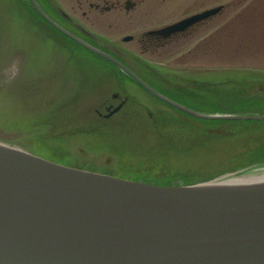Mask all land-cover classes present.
Instances as JSON below:
<instances>
[{
	"label": "rangeland",
	"instance_id": "1",
	"mask_svg": "<svg viewBox=\"0 0 264 264\" xmlns=\"http://www.w3.org/2000/svg\"><path fill=\"white\" fill-rule=\"evenodd\" d=\"M47 1L69 18L60 12L64 27L75 33L83 28L93 37L90 42L128 63L152 64L167 73L170 86L193 87L192 79L201 75L264 80V0H131L137 3L131 10L127 0L110 10L106 0ZM22 2L0 0V140L65 166L124 179L133 171H122L129 165L177 171L193 183L223 165L253 159V143L223 155L219 145L200 148L204 141L194 128L175 126L182 122L177 117H158L177 112L174 108L115 67L104 62L107 70L96 67L83 49L55 33ZM219 6V14L157 52L139 42L148 40L149 31ZM127 36L134 39L124 41ZM262 85H251L247 93L261 95ZM114 93L119 101L112 99ZM125 99L120 113L104 117L106 107Z\"/></svg>",
	"mask_w": 264,
	"mask_h": 264
},
{
	"label": "water",
	"instance_id": "2",
	"mask_svg": "<svg viewBox=\"0 0 264 264\" xmlns=\"http://www.w3.org/2000/svg\"><path fill=\"white\" fill-rule=\"evenodd\" d=\"M29 2L58 31L174 108L203 119L264 120L203 115L180 105L65 29L37 0ZM222 9L149 34L184 32ZM123 105L108 108L106 117ZM0 264H264V185L163 187L65 166L0 142Z\"/></svg>",
	"mask_w": 264,
	"mask_h": 264
},
{
	"label": "flooded vegetation",
	"instance_id": "3",
	"mask_svg": "<svg viewBox=\"0 0 264 264\" xmlns=\"http://www.w3.org/2000/svg\"><path fill=\"white\" fill-rule=\"evenodd\" d=\"M114 3L110 4V0H106V9H116L121 6V0H114ZM137 5L136 2H132L131 0L126 1V8L128 10H131L132 8H135ZM92 8L100 9V5H91ZM199 26V25H197ZM197 26H194L193 28L189 29L188 31L184 33H176L173 34L171 37L165 38L158 35H151L147 33L148 40L146 42H142L146 39H141L139 42L146 46V50H151L153 52L159 51L162 47H165L168 44H171L175 41H177L178 38L181 36L189 33L191 30L196 28ZM145 36V37H146ZM123 59V58H122ZM137 61V60H135ZM128 66L138 72L144 71V70H150L146 67V63L143 61L138 60L137 63H128ZM151 78L157 81L156 77L153 74H149ZM158 82V81H157ZM160 82V81H159ZM255 83H264V82H255ZM155 85V84H153ZM156 86V85H155ZM157 87V86H156ZM264 90V86L261 87ZM120 95L114 93L112 94V99L119 101ZM214 100H217L218 102H224V101H233L236 102L238 105L234 106V108L239 109H248L250 111H258L257 109H264V95H249V96H219L214 97ZM126 103V100H122L120 104ZM114 105H110L106 107L108 108H114ZM220 109H226L227 105H221L219 106ZM202 113V112H201ZM219 113V114H218ZM218 113H208L203 112L202 114L205 115H214L217 114L218 116H246L245 112L243 111H235V112H223L218 111ZM164 114V113H163ZM167 118H175L177 117L180 121L176 125L183 124L186 128H194L197 132V134L202 135L200 138L203 142L202 145H200V148L206 150L205 148L208 146H217L219 145L220 153L223 155L225 153H228L229 150L232 149H238L244 147V143H253L256 144L259 142V144L254 145V149L261 150L264 148V122H261V120H254V121H248V120H235V119H216V120H208V119H195L191 118V115L185 112H175V113H167L163 116H159L160 118L163 117ZM173 122V121H172ZM201 131V132H200ZM191 136V135H190ZM261 145V147H259ZM227 147V148H226ZM223 152V153H222Z\"/></svg>",
	"mask_w": 264,
	"mask_h": 264
},
{
	"label": "trees",
	"instance_id": "4",
	"mask_svg": "<svg viewBox=\"0 0 264 264\" xmlns=\"http://www.w3.org/2000/svg\"><path fill=\"white\" fill-rule=\"evenodd\" d=\"M23 4H26L32 12L48 27H50L53 31H55L58 35L62 36L63 38L68 39L71 41L73 44L77 45L73 40L69 39L68 37H65L54 29L49 23H47L38 13L37 11L29 4L27 0H22ZM41 5L44 7V9L52 16L54 17V14H58L56 12V9L53 7L54 5L51 4L47 0H38ZM59 15V14H58ZM60 16V15H59ZM74 46V45H73ZM83 51H85L88 54V60L95 61L97 62L95 64L96 67H101V69H106L105 66H113L116 69H118L114 64L110 63L109 61L102 59L98 57L97 55L91 53L90 51L86 50L85 48L79 46ZM104 62L106 65H101V63ZM107 70V69H106ZM119 70V69H118ZM120 71V70H119ZM143 78L147 79L152 84L154 83L153 78L149 76V74H152L150 70H144L141 72H138ZM205 75V74H203ZM121 76H124L123 73H121ZM127 78H130L129 76L125 75ZM197 76L192 79V82L194 83L195 86H191L189 88H184V87H179V86H172L171 91H167L165 87L160 86L156 84V86L164 93H166L169 97L173 98L174 100L182 103L183 105L192 108L196 111L200 112H208V113H214L218 111H223V112H235V111H249L248 109H239V108H234V106L238 105L236 102L233 101H224V102H218L214 100V97H219V96H247L250 95L247 93L251 89L250 83L252 81L256 80H263L261 78H254L252 76H247V75H237L234 74L233 76L229 74L227 77H220L214 78L212 76L207 78V77H202ZM131 79V78H130ZM132 80V79H131ZM230 83L235 84L236 90H229L227 86H229ZM249 83V84H248ZM155 86V85H154ZM155 86V87H156ZM225 86V88H223ZM156 87V88H157ZM262 94V93H261ZM220 105H227V108L224 110L220 109ZM231 106V107H229ZM94 143V142H92ZM145 167L141 166L139 168H136L134 170V167L132 166H127L124 165V168L122 171L125 172H130L132 173L127 174L128 179L136 180V181H143V182H148V183H153V184H171L173 181H177L178 178H185V176L178 174L177 171H171L170 173L167 171L158 172L156 170L152 171L151 170H145ZM124 175V173H123ZM122 175V176H123ZM188 180V178H187ZM189 181V180H188ZM191 183V180L189 181Z\"/></svg>",
	"mask_w": 264,
	"mask_h": 264
},
{
	"label": "bare ground",
	"instance_id": "5",
	"mask_svg": "<svg viewBox=\"0 0 264 264\" xmlns=\"http://www.w3.org/2000/svg\"><path fill=\"white\" fill-rule=\"evenodd\" d=\"M257 110H258L257 112L249 110L246 111L245 114L248 117H264V109H257ZM247 120L254 121L255 119H247ZM261 122H264V120H261ZM0 142L6 143L2 140H0ZM256 144H259V142H257ZM259 147H261V145ZM263 157H264V148H262L261 150H257L255 154H252L253 159H250L245 163H237L232 167H226L225 165H223L221 167L222 169H219L218 171L217 170L213 171V173L208 177H198L196 181L193 183H189L187 179L178 178L177 181H173L171 184H167V185L158 184V186L170 187V186L194 185V188H202V189L203 188L221 189L223 187L228 189H237V188L256 187V186L264 185Z\"/></svg>",
	"mask_w": 264,
	"mask_h": 264
}]
</instances>
